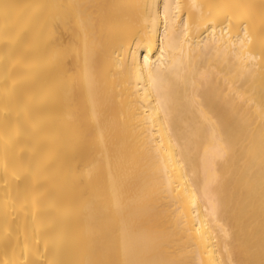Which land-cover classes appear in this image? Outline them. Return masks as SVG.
Listing matches in <instances>:
<instances>
[{
	"label": "bare ground",
	"instance_id": "1",
	"mask_svg": "<svg viewBox=\"0 0 264 264\" xmlns=\"http://www.w3.org/2000/svg\"><path fill=\"white\" fill-rule=\"evenodd\" d=\"M0 264H264V0H0Z\"/></svg>",
	"mask_w": 264,
	"mask_h": 264
}]
</instances>
